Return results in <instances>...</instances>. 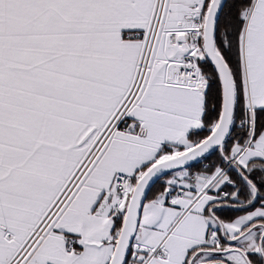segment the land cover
Masks as SVG:
<instances>
[{
  "label": "snow or ice",
  "instance_id": "6c2138e0",
  "mask_svg": "<svg viewBox=\"0 0 264 264\" xmlns=\"http://www.w3.org/2000/svg\"><path fill=\"white\" fill-rule=\"evenodd\" d=\"M0 264H264V0H0Z\"/></svg>",
  "mask_w": 264,
  "mask_h": 264
}]
</instances>
